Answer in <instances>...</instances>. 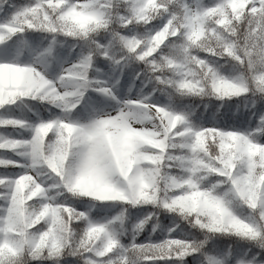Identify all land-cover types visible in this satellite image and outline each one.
Wrapping results in <instances>:
<instances>
[{"label":"snow or ice","instance_id":"1","mask_svg":"<svg viewBox=\"0 0 264 264\" xmlns=\"http://www.w3.org/2000/svg\"><path fill=\"white\" fill-rule=\"evenodd\" d=\"M0 264H264V0H0Z\"/></svg>","mask_w":264,"mask_h":264}]
</instances>
